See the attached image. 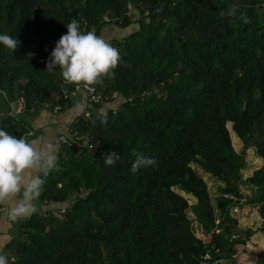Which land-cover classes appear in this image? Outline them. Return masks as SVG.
Wrapping results in <instances>:
<instances>
[{"label":"trees","instance_id":"trees-1","mask_svg":"<svg viewBox=\"0 0 264 264\" xmlns=\"http://www.w3.org/2000/svg\"><path fill=\"white\" fill-rule=\"evenodd\" d=\"M233 2L0 0V34L19 41L14 53L0 46V126L17 138L30 133L27 117L64 105L63 91L74 89L46 70L71 19L98 35L108 25L139 26L114 43L115 75L92 85L100 101L72 126L82 142L61 144L46 178L40 200L69 207L21 222L4 248L9 264H201L205 254L237 264L238 246L254 232L231 213L245 200L242 184L264 188V165L244 180L248 163L228 125L264 161V0H235L247 24L220 15ZM116 93L121 103L106 108ZM133 149L156 164L133 174ZM109 150L121 157L113 167L101 158ZM196 167L224 185L215 203Z\"/></svg>","mask_w":264,"mask_h":264},{"label":"clouds","instance_id":"clouds-1","mask_svg":"<svg viewBox=\"0 0 264 264\" xmlns=\"http://www.w3.org/2000/svg\"><path fill=\"white\" fill-rule=\"evenodd\" d=\"M220 15L227 18L229 24L236 21L249 23L246 11L235 0ZM65 27L67 32L55 42L46 70L50 73L58 71L68 84L84 86L99 84L105 77L112 78L121 59L119 50L95 31H82L75 18ZM18 44L19 41L13 36L0 34V46L12 53ZM98 118L101 124L107 123V113H100ZM35 144L36 141L17 138L6 127L0 126V204L15 199L14 206L8 211V218L13 222L27 220L38 213L37 205L44 191L46 178L58 167L55 147L48 145L46 148H37ZM130 155L133 158L130 167L133 174L156 164L155 159L136 149ZM101 158L106 167L115 166L121 159L117 151L111 150L101 153ZM0 264H9V257L0 254Z\"/></svg>","mask_w":264,"mask_h":264},{"label":"rangeland","instance_id":"rangeland-1","mask_svg":"<svg viewBox=\"0 0 264 264\" xmlns=\"http://www.w3.org/2000/svg\"><path fill=\"white\" fill-rule=\"evenodd\" d=\"M135 15L136 16L133 19H137L139 17L137 11H135ZM138 28L139 26L135 24L127 29H121L115 25H108L102 31L100 36H102L107 42L113 45L114 41H121L127 38L134 31L138 30ZM77 98H71L70 102L75 101ZM118 106L117 104L116 106L108 105L106 106V108L115 109ZM13 108L16 112L17 105H15ZM28 118L29 117H27L26 119ZM237 118L240 119L239 116ZM228 128L230 130L233 145L236 151L246 157L248 167L243 172L244 180H246L250 176H252L257 170L263 167L264 161L256 154L254 149H246L243 141L239 139L237 135L233 132V124H229ZM196 170L207 182L209 193L212 197V202L215 203V199L222 194L221 189L224 187V185L217 179L211 177L209 174L203 173L202 170H200L199 168L196 167ZM241 191L245 196V200L241 207H238L232 211L231 217L234 220H237L242 228L253 230L254 235L246 246H238V256L236 260L237 264H256L258 255L264 250V233L260 231V229L264 226V219L261 216V208L262 206H264V188H258L250 182H245L241 185ZM177 192L184 196L186 199H188L191 205H195L197 203L196 198L192 195L180 190H177ZM68 207L69 203L57 205L54 208V211L57 212L56 214H60L61 211L63 212V210ZM190 217L193 219L194 230L197 235L199 237H206L201 231L193 212H191ZM226 264L230 263L226 262Z\"/></svg>","mask_w":264,"mask_h":264},{"label":"crops","instance_id":"crops-1","mask_svg":"<svg viewBox=\"0 0 264 264\" xmlns=\"http://www.w3.org/2000/svg\"><path fill=\"white\" fill-rule=\"evenodd\" d=\"M116 41H114L115 43ZM113 43V46H114ZM68 86L79 87L82 84H68ZM78 97V98H77ZM71 98H77L75 101L70 102ZM121 101H114L108 105L116 106ZM107 105V106H108ZM83 109V111H81ZM93 109V105L89 103L88 96L85 92L78 89L76 96L70 97L59 112L48 109H40L35 115L27 119L29 126V132L33 135H27L26 140L36 141L35 146L37 148H46L48 145H52L56 149L58 156L61 142L59 141L60 135H69L72 132V126L78 122L79 118L90 112ZM15 199H10L4 204H0V254H4V248L13 239L18 238L20 228L19 224L26 220L13 222L8 218V211L10 207L14 206ZM38 213L47 215L54 211L57 205L43 202H38ZM35 215V214H34ZM33 217V215L31 216ZM30 217V218H31ZM29 218V219H30ZM28 220V219H27ZM257 262V261H256Z\"/></svg>","mask_w":264,"mask_h":264},{"label":"built area","instance_id":"built-area-1","mask_svg":"<svg viewBox=\"0 0 264 264\" xmlns=\"http://www.w3.org/2000/svg\"><path fill=\"white\" fill-rule=\"evenodd\" d=\"M130 10H134V6L132 4L129 5ZM80 89L83 92H85L88 96L89 103L91 105H94L96 103H99L100 101V95L98 90L93 87V86H84L83 84L80 85L79 87L75 86V89H65L63 91V100L66 102L70 97L76 96L77 90ZM114 99L116 101L122 99V97L116 93L114 94ZM25 105L26 102L24 99L20 100L17 105V114H22L25 111ZM62 109V106L59 105L55 108L56 112H59ZM89 116V113H87ZM28 135H33V133H29ZM25 139V138H24ZM59 141L62 144H69V145H74V144H80L82 142L81 138L78 137L77 135H73L72 132L69 133V135H60ZM201 264H226V259L224 257H214L210 254H205L200 261Z\"/></svg>","mask_w":264,"mask_h":264},{"label":"bare ground","instance_id":"bare-ground-1","mask_svg":"<svg viewBox=\"0 0 264 264\" xmlns=\"http://www.w3.org/2000/svg\"><path fill=\"white\" fill-rule=\"evenodd\" d=\"M95 184V183H94Z\"/></svg>","mask_w":264,"mask_h":264}]
</instances>
